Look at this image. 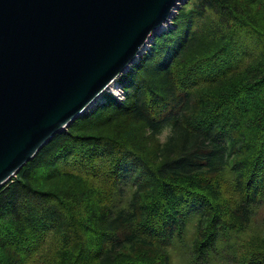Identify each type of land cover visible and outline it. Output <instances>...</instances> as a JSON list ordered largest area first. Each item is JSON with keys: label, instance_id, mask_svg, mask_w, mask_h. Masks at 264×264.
I'll return each mask as SVG.
<instances>
[{"label": "trees", "instance_id": "1", "mask_svg": "<svg viewBox=\"0 0 264 264\" xmlns=\"http://www.w3.org/2000/svg\"><path fill=\"white\" fill-rule=\"evenodd\" d=\"M116 83L0 186V264H169L193 213L192 262L264 264L224 233L264 203V0H186Z\"/></svg>", "mask_w": 264, "mask_h": 264}, {"label": "water", "instance_id": "2", "mask_svg": "<svg viewBox=\"0 0 264 264\" xmlns=\"http://www.w3.org/2000/svg\"><path fill=\"white\" fill-rule=\"evenodd\" d=\"M181 1L0 0V186L128 70Z\"/></svg>", "mask_w": 264, "mask_h": 264}, {"label": "rangeland", "instance_id": "3", "mask_svg": "<svg viewBox=\"0 0 264 264\" xmlns=\"http://www.w3.org/2000/svg\"><path fill=\"white\" fill-rule=\"evenodd\" d=\"M182 3L183 1L179 4L181 5ZM105 93H108V91ZM96 104L97 103L93 104V106L88 109V112L86 111L87 113L83 112L80 116L91 112ZM262 217H264V203L258 204L256 207L252 208L250 222L245 228L238 231L224 232L228 242L232 243L242 241L246 240L250 236L261 234L264 229ZM199 218L200 216L198 213L189 215L184 221L181 237L177 238L176 234H174V236L164 245L169 264H232L231 262L223 259L226 243L221 237H218L216 240L215 246L212 250H210L208 260L205 263L192 262L190 259L191 248Z\"/></svg>", "mask_w": 264, "mask_h": 264}, {"label": "bare ground", "instance_id": "4", "mask_svg": "<svg viewBox=\"0 0 264 264\" xmlns=\"http://www.w3.org/2000/svg\"><path fill=\"white\" fill-rule=\"evenodd\" d=\"M174 11H172L171 13H173ZM145 49V46H142L141 47V49H140V51H139V53H141V52H143V50ZM106 91H108V92H111L113 95H117V93L119 92V88H118V84L117 83H114V82H111V83H109V85L107 86V89L106 90H104L103 92H101L100 93V95H98L84 110H83V112H86V111H88V109L90 108V107H92L93 106V104H95V103H97V102H99L100 101V99L99 98H101V96L106 92ZM102 94V95H101ZM82 112V113H83Z\"/></svg>", "mask_w": 264, "mask_h": 264}, {"label": "built area", "instance_id": "5", "mask_svg": "<svg viewBox=\"0 0 264 264\" xmlns=\"http://www.w3.org/2000/svg\"><path fill=\"white\" fill-rule=\"evenodd\" d=\"M174 15H175V14H174ZM174 15H173V16H174ZM169 23H170V22H169ZM166 26L168 27L169 24H168V25L166 24V25L164 26V28H165ZM143 52H144V51H143ZM135 62H136V61H135ZM114 83H116V81H115ZM118 88H119V87H118ZM109 93H110V94H111V95H112L117 101H121V100H123V93H122V91L120 90V88H119V92L117 93V95H113L111 92H109Z\"/></svg>", "mask_w": 264, "mask_h": 264}]
</instances>
